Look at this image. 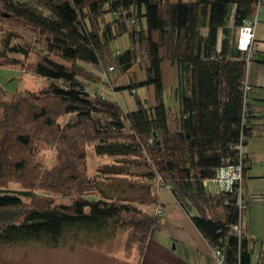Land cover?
<instances>
[{
	"label": "trees",
	"instance_id": "1",
	"mask_svg": "<svg viewBox=\"0 0 264 264\" xmlns=\"http://www.w3.org/2000/svg\"><path fill=\"white\" fill-rule=\"evenodd\" d=\"M261 4L0 0V19L46 36L37 52L0 31V65L46 79L41 89L12 96L0 87V250L94 246L128 230L143 255L170 211L178 210L224 264H252L257 241L243 224L251 201L240 210L236 193L207 187L222 169L243 164V189L251 198L246 148L250 138L264 135V114L247 81L255 38L247 49L240 38L248 21L258 20ZM33 53L39 61L11 57L29 60ZM93 64L101 74L89 68ZM137 65L146 66L142 81L131 73ZM126 76L129 83L118 86ZM102 85L114 95L128 91L138 109L125 112ZM173 86L176 113L165 103ZM139 89L148 96H138ZM45 150L55 151L52 168L38 159ZM90 157L101 164L91 167ZM10 183L22 191L12 193ZM36 190L73 201L56 206L43 197L25 204L22 197L35 199ZM240 224L247 233H234Z\"/></svg>",
	"mask_w": 264,
	"mask_h": 264
},
{
	"label": "rangeland",
	"instance_id": "2",
	"mask_svg": "<svg viewBox=\"0 0 264 264\" xmlns=\"http://www.w3.org/2000/svg\"><path fill=\"white\" fill-rule=\"evenodd\" d=\"M4 30L5 34L14 33L16 37L12 40V44H19L32 51H40L45 49V35H41L33 30L23 26L19 22L7 21L0 19V31ZM2 42V34L0 32V47ZM16 59H21L23 63H33L39 61V57L34 53L29 60H24L21 56L11 55ZM90 69L101 74V68L98 64L89 66ZM145 65H137L131 73L137 76V79L142 81L145 78ZM129 77H122L117 81L118 86L124 87L129 83ZM46 79L37 77L31 73L23 71L20 66H1L0 65V87L8 94H13L23 89L36 91L45 86ZM102 89L108 98L117 101L125 112L138 109L136 97L132 96L128 91L117 92L115 95L111 90L102 85ZM144 89L138 90V96L147 97L148 93ZM165 103L168 109L173 113L179 111V101L175 96V89L169 87L165 91ZM64 118L62 122L67 121ZM247 151L252 156V169L256 174L264 176V135H255L249 139ZM250 149L252 152H250ZM38 159L46 168H52L56 163L55 151L45 150ZM105 163L106 160H103ZM101 164L99 158L90 157V165L95 168L96 165ZM256 188L264 194V178L250 179ZM211 188L212 184L208 183ZM23 186L19 183H10L8 189L14 193L19 194ZM210 190V189H209ZM36 198L31 199L22 197V201L27 205H35L41 202L39 198L48 197L54 201L56 206L70 205L73 201L72 197H66L46 191L36 190ZM163 195L170 198L171 194L164 191ZM264 196V195H263ZM145 208V207H144ZM149 210V209H148ZM150 213H154V208H150ZM246 217H244L245 220ZM264 212L255 216V231L262 230L264 225ZM251 225V223H250ZM249 225V226H250ZM251 227V226H250ZM248 231V230H247ZM139 244L131 239V233L126 231H119L113 238L105 240L101 244L94 246L74 245L66 243L58 248H49L41 245H25L7 247L0 250V264H140L143 255L139 250ZM256 254L253 255L252 264H257Z\"/></svg>",
	"mask_w": 264,
	"mask_h": 264
},
{
	"label": "crops",
	"instance_id": "3",
	"mask_svg": "<svg viewBox=\"0 0 264 264\" xmlns=\"http://www.w3.org/2000/svg\"><path fill=\"white\" fill-rule=\"evenodd\" d=\"M258 20L259 24L252 44L255 60L248 64L247 81L253 89V98L261 103L258 110L264 114V0L259 9ZM250 152H252L251 149ZM246 176V191L251 196L252 202L246 212L245 220L243 219V224L251 237L257 241L253 252V255L256 254L257 264H264V226H261L262 230L258 233L254 226L255 216L264 212V194L248 180V177L252 180L262 179L264 176L256 174L252 167ZM207 190L218 193L213 185L211 188L207 187ZM165 223L167 226L148 242L140 264H220L209 243L201 233L195 230L184 213L178 210L170 211Z\"/></svg>",
	"mask_w": 264,
	"mask_h": 264
},
{
	"label": "built area",
	"instance_id": "4",
	"mask_svg": "<svg viewBox=\"0 0 264 264\" xmlns=\"http://www.w3.org/2000/svg\"><path fill=\"white\" fill-rule=\"evenodd\" d=\"M258 24L259 21L254 18L253 20L248 21L247 25L241 30L240 42L243 49H247L250 46L252 40L255 38L256 27ZM246 167L247 166L240 164L237 167L224 168L218 173L216 178L210 181V183L218 192L236 193V195L238 196V207L240 208V210L246 209L248 202H252V199L245 194L243 189V172ZM157 213L161 216L163 214V211L161 209H158ZM233 231L238 235H241L243 231L246 232L241 224L234 226ZM214 256L218 259L220 264H224V260L220 251H215Z\"/></svg>",
	"mask_w": 264,
	"mask_h": 264
}]
</instances>
